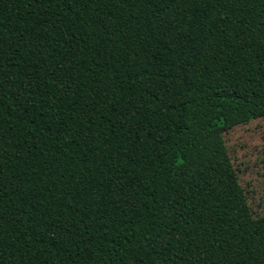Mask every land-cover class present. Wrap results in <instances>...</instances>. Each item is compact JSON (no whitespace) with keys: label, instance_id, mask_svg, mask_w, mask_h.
<instances>
[{"label":"trees","instance_id":"1","mask_svg":"<svg viewBox=\"0 0 264 264\" xmlns=\"http://www.w3.org/2000/svg\"><path fill=\"white\" fill-rule=\"evenodd\" d=\"M259 117L264 0H0V264H264Z\"/></svg>","mask_w":264,"mask_h":264},{"label":"rangeland","instance_id":"2","mask_svg":"<svg viewBox=\"0 0 264 264\" xmlns=\"http://www.w3.org/2000/svg\"><path fill=\"white\" fill-rule=\"evenodd\" d=\"M229 154L255 218L264 215V117L224 132Z\"/></svg>","mask_w":264,"mask_h":264}]
</instances>
